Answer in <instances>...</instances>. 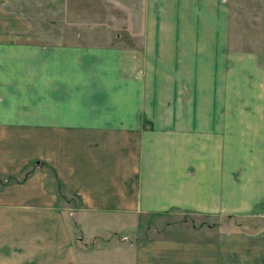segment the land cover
Segmentation results:
<instances>
[{
	"label": "crops",
	"instance_id": "0c3cea01",
	"mask_svg": "<svg viewBox=\"0 0 264 264\" xmlns=\"http://www.w3.org/2000/svg\"><path fill=\"white\" fill-rule=\"evenodd\" d=\"M34 2L0 0V264H222L212 228L138 235L264 205V65L219 1H119L96 50L16 42L26 6L62 22Z\"/></svg>",
	"mask_w": 264,
	"mask_h": 264
},
{
	"label": "rangeland",
	"instance_id": "374dc122",
	"mask_svg": "<svg viewBox=\"0 0 264 264\" xmlns=\"http://www.w3.org/2000/svg\"><path fill=\"white\" fill-rule=\"evenodd\" d=\"M38 1L44 0H35L34 3ZM119 1L122 0H62V22H60L58 5L57 21H54V11L41 10L44 6H26L19 16L30 19L32 29L24 36L16 37L15 40L44 48L62 45L78 47L81 50L101 49L108 45V39H103V20L106 17L104 11L110 6L116 7ZM218 1L228 16L231 38L239 40L237 48L253 52L260 64L264 65V0ZM123 2L131 6L137 0H123ZM57 3L60 2L57 0ZM115 14L120 15L118 11ZM115 29L114 36L123 34L117 30L118 27ZM109 33L107 29L106 34ZM59 37L63 39H58ZM116 40L113 39L114 42ZM148 226V231L138 232L139 240H150V236L154 234L194 239L198 238V235H204L205 232L207 234L212 228V233L217 236L223 233L222 264H264V205L252 214L238 218L210 219L172 212L161 218H153ZM203 228L205 230H202ZM220 230L222 232H219ZM232 234L237 235L233 240Z\"/></svg>",
	"mask_w": 264,
	"mask_h": 264
},
{
	"label": "trees",
	"instance_id": "16d2710c",
	"mask_svg": "<svg viewBox=\"0 0 264 264\" xmlns=\"http://www.w3.org/2000/svg\"><path fill=\"white\" fill-rule=\"evenodd\" d=\"M56 185H57V187H58V186H59V183L57 182Z\"/></svg>",
	"mask_w": 264,
	"mask_h": 264
}]
</instances>
